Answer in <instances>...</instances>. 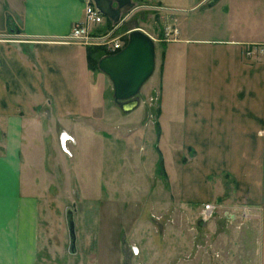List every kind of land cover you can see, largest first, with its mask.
<instances>
[{
    "label": "crops",
    "instance_id": "crops-1",
    "mask_svg": "<svg viewBox=\"0 0 264 264\" xmlns=\"http://www.w3.org/2000/svg\"><path fill=\"white\" fill-rule=\"evenodd\" d=\"M85 2L0 0V264H40L38 192L43 187L36 173L47 144L56 143L59 132L66 131L78 156L76 148L86 133L103 141L98 134L110 118V108L94 85L86 45L70 39ZM235 8H230V17L241 10ZM227 25L219 39L188 34L179 38L177 29L178 38L166 42L161 54L176 61V76L181 79L177 109L181 137L174 141L180 155L179 201L188 205L211 201L205 176H229L234 186V206L229 207L244 208L246 218L237 221L243 222L240 231L235 227L237 231L216 233L214 245L197 249V263L202 264L201 256L206 262L213 260L212 252L218 251L223 255L219 264H264V33L253 26L247 31L254 33L246 37L227 36ZM247 48L249 57L244 54ZM162 112L161 103L158 116ZM113 117L121 126L119 114L114 111ZM164 132L167 135L161 128L160 138ZM113 136L116 154L121 148L129 153L135 146L134 135ZM164 156L161 152L157 162L162 159L166 177ZM199 185L206 189L203 194ZM234 215L229 216L233 221L238 219ZM171 234L175 245L160 249L158 264H183L169 263L173 256L176 260L185 254L183 234L178 230ZM246 252L249 259L237 262L236 255L241 258Z\"/></svg>",
    "mask_w": 264,
    "mask_h": 264
},
{
    "label": "rangeland",
    "instance_id": "rangeland-1",
    "mask_svg": "<svg viewBox=\"0 0 264 264\" xmlns=\"http://www.w3.org/2000/svg\"><path fill=\"white\" fill-rule=\"evenodd\" d=\"M212 1L131 0V7L121 9L119 22L110 20V26L114 28L112 36L127 39L128 32L135 28L153 40L154 70L135 96L137 107L129 113H123L117 103V106L114 105L108 76L98 69L92 70L96 81L94 85L103 95V103L110 108V118L104 121L105 125L98 134L103 141L92 139L86 133L79 140L77 156L70 146L75 145L74 140L67 141L64 146L66 150L62 149V130H59L58 141L50 142L45 147V159L37 163L39 168L36 173L38 183L43 187L38 192L40 264H158L162 256L160 249L169 244L175 245V234H171L173 230L183 234L185 254L176 260L171 256L169 263L179 260L183 264H198V247L202 251L209 244L214 245L216 233L238 230L235 228L239 225L237 221L245 219L243 216L246 212L242 211L243 208L241 212L239 207H229L234 206L231 202L233 179L229 176L222 173L205 176L208 181L205 185L212 186V189L208 187L212 192V199L208 202L216 206V211L208 221H203L199 215L206 201L200 200L192 205L179 201L180 155L174 147V141L181 137L177 125L181 79L176 76L179 71H176V61L169 59V55L165 59L161 57L162 51H166V42L178 38V35L166 36L169 28L178 29L179 38L188 34L190 37L219 39L225 35L222 29L227 22V36L239 34L246 37L254 33L247 31L253 30V26L259 32L262 28L264 33V0H217L210 5ZM235 6L241 10L230 17V8L236 10ZM106 21L97 27L98 31L109 28ZM237 27L239 31L235 29ZM248 52L249 48L244 52L247 57L250 56ZM161 103L163 112L156 117ZM114 111L119 114L121 126H117V117H113L116 120L113 122ZM160 127L167 130V135L164 132L161 138ZM113 135L120 138L134 135V148L129 153L121 148V152L116 154L113 150ZM57 144L59 151L67 155L66 158L59 153ZM169 148L173 151H169ZM161 152L165 154V160L168 158L165 161L168 162L165 165L166 177L162 172L164 167L160 170L157 162ZM133 155L139 157L133 159ZM37 159L34 158L35 161ZM70 163L71 169L68 168ZM175 163H178L177 166ZM199 186L203 194L206 189ZM69 207L73 209L76 232L74 254L68 252L65 211ZM227 214H237L238 219L227 222ZM238 242L236 240L235 243ZM215 246L218 247L217 243ZM247 255V252L241 258L236 255L237 262L239 259L245 262L249 259ZM222 257L218 252L216 256L213 254V260L206 262L207 258L201 256L199 263H223Z\"/></svg>",
    "mask_w": 264,
    "mask_h": 264
},
{
    "label": "water",
    "instance_id": "water-1",
    "mask_svg": "<svg viewBox=\"0 0 264 264\" xmlns=\"http://www.w3.org/2000/svg\"><path fill=\"white\" fill-rule=\"evenodd\" d=\"M99 12L113 23L120 20V11L131 7V0H92ZM217 0H213L211 4ZM155 65L153 40L139 29L128 32L125 46L115 54L105 55L97 62V68L106 74L112 85V97L120 109L127 113L137 107L135 96L151 76ZM68 232V252L76 253V232L73 209L65 211Z\"/></svg>",
    "mask_w": 264,
    "mask_h": 264
},
{
    "label": "built area",
    "instance_id": "built-area-1",
    "mask_svg": "<svg viewBox=\"0 0 264 264\" xmlns=\"http://www.w3.org/2000/svg\"><path fill=\"white\" fill-rule=\"evenodd\" d=\"M105 19L106 18L99 12L93 1L86 0L83 17L73 26L70 39L78 42H83L85 44L104 46L107 50L110 51L121 50L125 46L126 42H124V40L118 36H112L114 28H111L110 30H106L104 32H99L97 30V27L101 26L105 22ZM165 34L166 36L172 35L173 37H175L178 35V30L176 28H169ZM119 38L120 40H118ZM248 54H250V52H248ZM73 140L74 139L70 134H68L66 131H62L60 135V142L63 145H61L62 149H64L67 141ZM65 150L66 149H64V151ZM215 211V204L210 202L203 204V207L199 212V215L201 217L200 219H202L203 221H208L212 218ZM242 211L246 212L244 208L242 209ZM230 215L231 214H227V222L233 221L235 219H231L229 217ZM243 217L246 218V215H244ZM242 224L243 222L239 223L237 228L239 229ZM198 249H200V247H198ZM213 254L214 256H216L218 252H214Z\"/></svg>",
    "mask_w": 264,
    "mask_h": 264
},
{
    "label": "trees",
    "instance_id": "trees-1",
    "mask_svg": "<svg viewBox=\"0 0 264 264\" xmlns=\"http://www.w3.org/2000/svg\"><path fill=\"white\" fill-rule=\"evenodd\" d=\"M107 19V18H106ZM107 24H108V29L107 30H110L111 27L110 26V20L107 19ZM106 31V30H105ZM99 32H104V31H99ZM124 42L127 41L126 38L123 39ZM119 50H115V51H110V50H107L105 47L103 46H100V45H97V46H86V58H87V63H88V66L91 70H96L98 69L97 68V62L98 60L105 56V55H110V54H115L117 53ZM160 67H162V64L160 65ZM159 115V108L157 109L156 111V117ZM156 126L158 125L157 121L155 122ZM159 167H160V170L163 168L162 167V159L160 158L159 160ZM162 172H163V175H164V169H162Z\"/></svg>",
    "mask_w": 264,
    "mask_h": 264
}]
</instances>
